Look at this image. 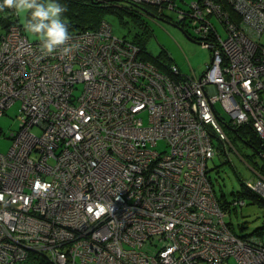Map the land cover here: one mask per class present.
Here are the masks:
<instances>
[{"label": "built area", "instance_id": "built-area-1", "mask_svg": "<svg viewBox=\"0 0 264 264\" xmlns=\"http://www.w3.org/2000/svg\"><path fill=\"white\" fill-rule=\"evenodd\" d=\"M117 1L175 12L210 63L197 76L142 60L107 22L70 32L71 55H41L9 25L0 117L19 102L20 125L0 153V264H264L261 238L226 221L244 201L224 208L207 175L219 144L230 155L217 106L264 139V0ZM244 186L264 201V177Z\"/></svg>", "mask_w": 264, "mask_h": 264}, {"label": "rangeland", "instance_id": "rangeland-1", "mask_svg": "<svg viewBox=\"0 0 264 264\" xmlns=\"http://www.w3.org/2000/svg\"><path fill=\"white\" fill-rule=\"evenodd\" d=\"M193 1L196 0H175V4L179 9L186 11ZM114 4L120 7L124 3L118 1ZM165 16L163 18L167 19V22L141 17L151 34L146 51L160 62L176 64L183 74H191V70L197 76L202 74L210 63L211 51L206 45L196 43L198 42L195 40L196 35L189 23H182L181 27L177 24L175 12L167 11ZM122 17L124 24L120 25L115 13L105 14V20L111 25L114 35L128 40L134 34L142 33L143 30L135 24L133 16L123 14ZM25 19L26 13L12 11L3 14V21L0 22V35L5 32L4 24L8 20H17L23 27L27 38L31 42L38 41L34 35L25 30ZM212 22L219 35L224 38L225 32L218 20L212 18ZM260 43L264 46V34L260 38ZM217 111L221 118L219 124L231 143L228 149L230 155L228 156L229 161H226L224 156H221L222 147L213 138V144L216 146L219 144V153L208 162L207 175L218 198L223 196L227 201L242 199L245 203L243 206L232 209L226 217L232 231L238 236L257 234L264 243V201L244 186V182L255 183L260 176L264 177V152H257L247 144L248 141H252L249 134H244L243 139L237 137L230 130L229 116L219 106H217ZM19 115L20 103L15 102L0 117V153H6L10 148L11 134L19 129ZM156 148L159 151L164 150L165 143L159 141Z\"/></svg>", "mask_w": 264, "mask_h": 264}, {"label": "trees", "instance_id": "trees-1", "mask_svg": "<svg viewBox=\"0 0 264 264\" xmlns=\"http://www.w3.org/2000/svg\"><path fill=\"white\" fill-rule=\"evenodd\" d=\"M63 6L66 8V12L64 13V17H66V22L69 27V32H77L83 30H95L99 27L101 22H107L105 20V14H116L118 17V22L120 25L124 24L123 14H127L134 17V22L137 26L141 27L143 30L142 33L134 34L128 41L136 45L140 49L139 57L142 60L147 61H159L152 58L148 52L146 51V46L148 41L150 40V31L145 21L141 20L142 10H146L151 13H155L156 9L147 6V5H132L124 3L120 7L115 6L114 2L118 1H109L108 3H99L96 0H60ZM122 2V1H119ZM15 11V10H13ZM227 11L231 14L230 17L236 19L237 17L231 12V9L227 8ZM12 12L11 9H4L0 11L1 17L0 22L3 21V14ZM236 17V18H235ZM108 23V22H107ZM11 24H19L17 20H8L7 23L4 24L5 29ZM109 24V23H108ZM160 62V61H159ZM164 63V62H163ZM230 126V125H229ZM231 127V126H230ZM244 134H249L251 136L252 141H248L247 144L255 149L257 152H264V139H260L249 127H239L237 129V133L235 135L241 139L244 138ZM257 144V148H255V144ZM213 187V186H212ZM218 198V197H217ZM218 201L225 207V198L221 196L218 198ZM230 225V224H229ZM247 236H257L255 235H243L242 237Z\"/></svg>", "mask_w": 264, "mask_h": 264}, {"label": "clouds", "instance_id": "clouds-1", "mask_svg": "<svg viewBox=\"0 0 264 264\" xmlns=\"http://www.w3.org/2000/svg\"><path fill=\"white\" fill-rule=\"evenodd\" d=\"M6 8L26 13L24 28L39 41L41 55H51L57 50L71 55L73 48L66 43L70 39L64 17L66 8L60 0H0V11Z\"/></svg>", "mask_w": 264, "mask_h": 264}, {"label": "water", "instance_id": "water-1", "mask_svg": "<svg viewBox=\"0 0 264 264\" xmlns=\"http://www.w3.org/2000/svg\"><path fill=\"white\" fill-rule=\"evenodd\" d=\"M106 2H109V1H106ZM143 13H145L146 15H148L150 18L156 20V21H160V22H167L165 21L163 18H158L156 15L146 11V10H142ZM195 42V41H193ZM198 44H201V45H206L208 48H209V45L207 43H203V42H196ZM210 49V48H209ZM230 130L233 132V133H237V129H233V128H230Z\"/></svg>", "mask_w": 264, "mask_h": 264}, {"label": "flooded vegetation", "instance_id": "flooded-vegetation-1", "mask_svg": "<svg viewBox=\"0 0 264 264\" xmlns=\"http://www.w3.org/2000/svg\"><path fill=\"white\" fill-rule=\"evenodd\" d=\"M151 13V12H150ZM152 14H154V15H156L154 12L152 13ZM141 16L142 17H145V18H148V19H151L148 15H146L145 13H141ZM158 18H163L162 16H159ZM165 21H167V19H165V18H163ZM152 20V19H151ZM258 142H256V144H255V148H257V144ZM252 148V147H251Z\"/></svg>", "mask_w": 264, "mask_h": 264}, {"label": "bare ground", "instance_id": "bare-ground-1", "mask_svg": "<svg viewBox=\"0 0 264 264\" xmlns=\"http://www.w3.org/2000/svg\"><path fill=\"white\" fill-rule=\"evenodd\" d=\"M99 3H100V2H99ZM101 3H108V2H101ZM158 17H159V16H158ZM179 26H180V25H179ZM180 27H181V26H180ZM195 40L198 41V42H201L200 40L197 39V37H196ZM203 43H204V42H203ZM209 48H210L209 50L211 51V46H210V45H209Z\"/></svg>", "mask_w": 264, "mask_h": 264}]
</instances>
